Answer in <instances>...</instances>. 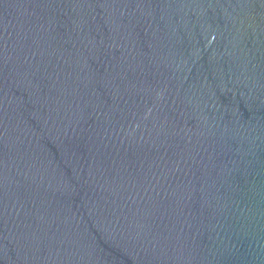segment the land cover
I'll list each match as a JSON object with an SVG mask.
<instances>
[{"label": "water", "instance_id": "water-1", "mask_svg": "<svg viewBox=\"0 0 264 264\" xmlns=\"http://www.w3.org/2000/svg\"><path fill=\"white\" fill-rule=\"evenodd\" d=\"M0 264H264V0H0Z\"/></svg>", "mask_w": 264, "mask_h": 264}]
</instances>
